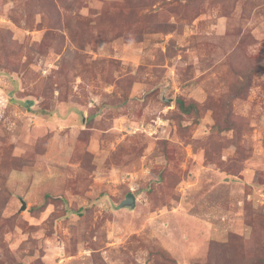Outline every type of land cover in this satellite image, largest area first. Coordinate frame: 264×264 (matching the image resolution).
Masks as SVG:
<instances>
[{"label":"rangeland","instance_id":"1","mask_svg":"<svg viewBox=\"0 0 264 264\" xmlns=\"http://www.w3.org/2000/svg\"><path fill=\"white\" fill-rule=\"evenodd\" d=\"M0 264H264V0H0Z\"/></svg>","mask_w":264,"mask_h":264},{"label":"water","instance_id":"2","mask_svg":"<svg viewBox=\"0 0 264 264\" xmlns=\"http://www.w3.org/2000/svg\"><path fill=\"white\" fill-rule=\"evenodd\" d=\"M128 207L131 209L136 207V197L132 193L128 194L126 199L120 204V208Z\"/></svg>","mask_w":264,"mask_h":264},{"label":"trees","instance_id":"3","mask_svg":"<svg viewBox=\"0 0 264 264\" xmlns=\"http://www.w3.org/2000/svg\"><path fill=\"white\" fill-rule=\"evenodd\" d=\"M178 104H179L180 108H182V109L184 108V103L182 101L181 102L179 101ZM184 111H186V110H184Z\"/></svg>","mask_w":264,"mask_h":264}]
</instances>
